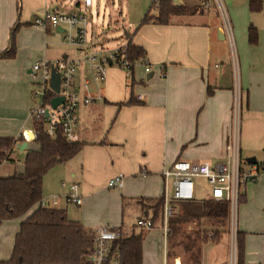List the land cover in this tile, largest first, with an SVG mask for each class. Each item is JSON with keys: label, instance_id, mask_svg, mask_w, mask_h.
<instances>
[{"label": "crops", "instance_id": "0c3cea01", "mask_svg": "<svg viewBox=\"0 0 264 264\" xmlns=\"http://www.w3.org/2000/svg\"><path fill=\"white\" fill-rule=\"evenodd\" d=\"M198 1L201 8L186 14L184 21L139 26L145 9L130 21L135 29L125 31L132 42L144 47L153 71L141 69L136 77L134 67L129 72L113 67L108 69L103 83L99 86L92 83V93L99 94L101 99L78 108L77 133L79 140L85 142L82 150L53 167L58 170L47 179L46 174L53 168L44 176L43 197L57 196V203L50 207L64 209L68 219L94 229L88 225L93 222L89 218L91 201L96 195L108 194L106 187L115 188L113 198L123 215L126 206L135 207L139 203L145 218H149L145 211L147 204L164 196L162 170L166 165L177 159L214 165L225 157L232 134L237 87L241 95V155L246 159L264 155V0L260 11H252L249 0H221L228 25L213 0ZM78 2H73L70 8L66 6V11L79 10L82 5ZM50 10L60 11L59 4L50 5V0H0V52L9 45L12 27L17 22L24 24L16 35L15 57L0 58V136L17 137L34 129L29 117L32 65L43 58L79 55L74 46L62 42L64 36L58 38L52 32L64 35V26H49L46 30L34 24L36 17H43ZM250 26L257 29L255 44L249 41ZM128 36L116 47L126 44ZM100 37L91 35L88 46L91 48ZM100 48L113 49L103 45ZM160 65L164 66V72ZM83 76L81 68L76 76L78 84ZM131 95L142 103L119 104ZM24 141L27 140L18 142L10 155L14 165L2 166L0 172L24 171L27 152L38 147L34 140H29L22 149ZM118 174H123L122 186L108 187L109 179ZM64 180L80 184L79 206L65 197L60 186ZM247 186L241 195L243 201H247V189L253 197L264 188V174L250 188ZM70 206L80 209L81 215L73 217ZM37 207L24 216L0 222V260L11 256L21 221ZM110 220L124 233L122 217ZM131 227V232L147 231L142 243V264H186L173 251L168 252L162 227L144 228L136 222ZM159 229L163 231L162 238ZM237 229L241 231L239 225ZM257 231L264 233V229ZM246 233L244 264H264V235ZM250 241L256 248L250 247ZM226 243L227 251L217 264H229L228 238ZM200 262L214 264L211 252L204 255L201 251Z\"/></svg>", "mask_w": 264, "mask_h": 264}, {"label": "built area", "instance_id": "2783aa9c", "mask_svg": "<svg viewBox=\"0 0 264 264\" xmlns=\"http://www.w3.org/2000/svg\"><path fill=\"white\" fill-rule=\"evenodd\" d=\"M228 25L225 9L221 0H213ZM158 0H156L155 6ZM93 0H79L78 4L90 7ZM87 17L75 11L50 10L45 12L43 17L34 19L35 25L43 26L46 30L49 26H64V41L74 46L78 56L65 55L57 59L43 58L36 61L31 67L34 89L31 92L33 106L30 107L29 117L32 124H42L44 130L50 136L62 133L69 142L79 140L77 133L78 108L81 104H91L101 99L99 94L91 91L92 83L99 86L107 76L108 67L117 64L126 70H132L135 63L127 58V43L106 51L102 48L94 50L88 46ZM228 31V38L233 45V38ZM111 59V64L109 63ZM141 62L146 72L153 71V64L142 57ZM83 68L84 76L80 84L77 83L78 71ZM159 68L164 72L165 68ZM52 70L60 75L59 91L51 86ZM165 74V73H163ZM63 96L64 99L55 107L52 105L53 98ZM241 95L239 88L236 89L233 128L231 139L227 143V153L224 158L211 165L207 161L192 162L177 159L162 170L165 180L164 205H163V229L167 232L168 219L175 212L174 201H190L195 199V178L204 177L211 185L209 199L226 201L229 204V220L232 230L237 233L238 208L240 196L247 183L256 180L261 172H264V163L258 161L250 163L241 155L240 145V118H241ZM35 128V127H34ZM34 139L37 137L35 129ZM29 141L28 131L19 134ZM16 147V145H15ZM14 147V148H15ZM13 150L11 151V153ZM7 161L0 159V164ZM123 184V174H118L109 179L108 187H120ZM62 189L65 191L67 200L79 206L82 202L80 184L76 181L62 182ZM57 196L49 198L42 197L37 205L52 206L57 203ZM136 224L144 228H152L150 218L141 217ZM164 233L166 234V232ZM94 245L88 256L89 264H123L121 249L115 245L117 239L122 235L120 227L101 225L93 229Z\"/></svg>", "mask_w": 264, "mask_h": 264}, {"label": "trees", "instance_id": "16d2710c", "mask_svg": "<svg viewBox=\"0 0 264 264\" xmlns=\"http://www.w3.org/2000/svg\"><path fill=\"white\" fill-rule=\"evenodd\" d=\"M156 0L142 18L145 23L168 24L173 16L194 13L178 0H158L156 9L152 11ZM252 11H260L263 0H249ZM190 10V11H188ZM23 23L17 22L11 29L9 45L0 52V58H13L16 55V35ZM48 29V28H47ZM127 32V31H126ZM128 33V32H127ZM129 34V33H128ZM258 40L257 29L249 27V41L255 44ZM146 58V50L132 42L128 36L127 58L132 62ZM211 93L212 90L208 89ZM142 103L132 95L120 105ZM37 137L34 142L37 148L27 152L24 159V171L9 176H0V222L24 216L38 204L43 197L45 174L60 163L76 156L83 148L84 141L69 142L62 133L50 136L42 124L34 126ZM25 139L12 136H0V159L11 160V151L15 145ZM242 196H240V201ZM182 212L169 217L168 226L179 232L178 224L205 219L212 225L225 227L229 217V204L226 201L201 199L179 201ZM164 196L154 198L148 206L147 215L155 226L163 221ZM149 211V212H148ZM147 231L131 232L120 236L115 245L121 249L123 264H142V243ZM245 232L237 231L236 264H244ZM94 245L93 229L86 228L78 221L67 218L65 210L49 206L34 209L20 223L16 234L11 256L0 260V264H89L88 256Z\"/></svg>", "mask_w": 264, "mask_h": 264}, {"label": "rangeland", "instance_id": "374dc122", "mask_svg": "<svg viewBox=\"0 0 264 264\" xmlns=\"http://www.w3.org/2000/svg\"><path fill=\"white\" fill-rule=\"evenodd\" d=\"M75 1L76 0H50V5L58 3L60 11H66V6H68L67 8H70V5H72ZM178 2L180 4H182L181 2H184L183 4H185V6L191 11H198L201 8L198 0H178ZM152 3L153 0H93V3L90 7L82 5L79 9V12L84 14L88 19V38H90L93 34L101 36L100 40L97 41L96 44H94L95 38H93L94 42L92 44L94 45L91 46L92 44L90 43L91 48L97 50L100 49L101 45H103L105 48L116 47V45H118L116 43H121V40L125 38V30L130 31L133 29V25L130 23V21H134L143 9H145L147 12ZM155 9L156 6L154 5L152 11L154 12ZM186 16V14L176 15L173 16V20L184 21ZM137 26L138 24H136V27ZM52 32L58 38L60 35L64 36L63 34H58L54 31ZM112 41H114V43H112ZM62 42L65 43L64 39H62ZM104 50L106 53L108 52L107 48ZM113 67L119 66L117 64H112L108 67V69ZM134 68L136 72L135 76L137 77L138 72H141V69L144 70L145 66L141 60H139L135 62ZM126 71L129 72L130 70ZM145 77L146 75L144 78ZM33 89L34 84L32 85V90ZM33 104L34 102L31 96V106H33ZM256 157L258 161L264 162L263 154H258ZM17 162H19V160H17ZM9 165L13 166L14 164H11L10 160L3 162L0 164V170L2 166L7 168ZM57 170L58 169L53 168L49 171V173L46 174L45 178L47 179V176H49L51 172ZM13 173L14 170L11 169L8 171L3 170L0 172V176H9ZM262 174H264V172H261L256 180L249 181L247 183L248 186L246 185L247 188H250V184H254ZM195 184V199L201 200L210 197L211 185L208 183L206 178L196 177ZM60 186L62 187V185ZM105 189L108 194H102L100 196L96 195L91 201L89 218L93 222L88 225L91 228H96L101 225L114 226V223H112L110 219H121L122 217L124 221V234H129L132 229V223L136 222L140 217H145L144 212L140 208L141 204L138 203V205H135V207L126 206L123 215L121 209L119 210L117 208L116 200L113 198V195L115 194V188L106 187ZM149 205L150 203L147 204V207ZM173 205L175 206V212L171 218L178 216L183 211L182 205L179 201H174ZM70 210L73 217H79V215H81V210L77 209L75 206H70ZM102 218H107L109 220L104 222H95L96 220L99 221ZM242 223H244L243 226ZM155 224L157 227L163 228L164 226L163 221L162 224L160 221H157ZM178 225L180 228L179 232H174L172 228H169V226L167 227V232L163 229L167 236L168 252L173 251L174 255L180 256L186 264H202L200 262L201 251L204 253V255L211 252L213 263L217 264L220 261V258L224 256L225 251H227L226 240L228 238V245H230L229 264H236L237 233L235 234V230H232L229 217L225 227L212 225L211 222H208L205 219L200 220L199 222L198 220H194L192 222ZM238 225L241 231H245V233L247 232L246 234L259 236L264 235V233L257 231V229H264V188L259 190L257 195H254L253 197H250V191L247 189V201L242 200L239 203L237 227ZM136 229L138 228H135V230ZM158 232L162 238L163 231L159 229ZM221 236H223V238L219 239ZM250 247L256 248V244L253 241H250ZM227 253L229 254V251Z\"/></svg>", "mask_w": 264, "mask_h": 264}, {"label": "water", "instance_id": "95a60500", "mask_svg": "<svg viewBox=\"0 0 264 264\" xmlns=\"http://www.w3.org/2000/svg\"><path fill=\"white\" fill-rule=\"evenodd\" d=\"M125 35L128 36V33L126 31H125ZM109 63L111 64V59H109ZM59 83H60L59 73L56 70H52L51 86L55 91H59ZM63 99H64L63 96H57V97L53 98L52 105L55 107L60 102H62ZM28 136H29V140L34 139V133L31 130L28 132ZM27 143H28L27 141H24L21 148L25 149L27 147ZM247 161L250 163H256L257 158H256V156H251V157L247 158Z\"/></svg>", "mask_w": 264, "mask_h": 264}]
</instances>
